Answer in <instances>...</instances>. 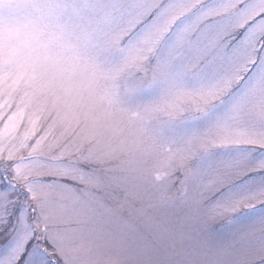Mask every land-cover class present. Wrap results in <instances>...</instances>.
<instances>
[{
    "label": "snow or ice",
    "instance_id": "obj_1",
    "mask_svg": "<svg viewBox=\"0 0 264 264\" xmlns=\"http://www.w3.org/2000/svg\"><path fill=\"white\" fill-rule=\"evenodd\" d=\"M0 264H264V0H0Z\"/></svg>",
    "mask_w": 264,
    "mask_h": 264
},
{
    "label": "clouds",
    "instance_id": "obj_2",
    "mask_svg": "<svg viewBox=\"0 0 264 264\" xmlns=\"http://www.w3.org/2000/svg\"><path fill=\"white\" fill-rule=\"evenodd\" d=\"M20 25L21 21L18 17L5 18L0 24V43H3L8 50L21 48L28 38Z\"/></svg>",
    "mask_w": 264,
    "mask_h": 264
}]
</instances>
